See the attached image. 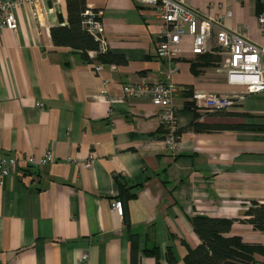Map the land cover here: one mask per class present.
Returning a JSON list of instances; mask_svg holds the SVG:
<instances>
[{"label":"crops","instance_id":"1","mask_svg":"<svg viewBox=\"0 0 264 264\" xmlns=\"http://www.w3.org/2000/svg\"><path fill=\"white\" fill-rule=\"evenodd\" d=\"M182 1L213 15L228 9L226 27L264 43L259 0ZM85 5L99 14L109 54L120 56L98 70L89 62L95 56L51 41L49 28L66 21L65 0H44L36 14L31 2L19 4L16 28L0 30V156L17 161L0 181V264H76L81 252V264H169L166 254L184 264L200 242L193 214L232 219L225 234L260 244L253 258L264 264V226L253 227L246 214L251 202H264V90L243 93L222 112L194 105L193 115L183 103L194 89L242 93V84L226 80L217 52L207 51L212 59L203 64L184 34L179 55L167 61L155 55L160 22L152 6ZM260 61L264 68V54ZM168 64L176 69L174 148L163 141L159 106L122 91L125 83L162 79ZM192 120L241 125L202 130L188 126ZM46 150L54 160L28 161ZM89 153L88 166L77 163ZM115 175L138 184L126 189L133 196H117ZM135 245L156 246V254L131 251Z\"/></svg>","mask_w":264,"mask_h":264},{"label":"built area","instance_id":"2","mask_svg":"<svg viewBox=\"0 0 264 264\" xmlns=\"http://www.w3.org/2000/svg\"><path fill=\"white\" fill-rule=\"evenodd\" d=\"M154 8V16L160 22L156 33L155 55L167 61L177 57L180 52L179 42L184 34L190 35L189 50L192 53H202L213 49L219 55L220 67L224 70L226 80L230 83L243 85L242 93H217L209 90L194 89L190 99L197 107L208 110H224L234 105L243 93L264 90V68L260 56L264 54V43L259 45L241 34L240 28L231 29L223 23V17L230 14L225 9L222 14H209L201 9L192 7L182 0H140ZM260 1V8L256 13V22L264 38V0ZM31 2L33 13L42 9L44 0H0V30L15 29L16 17L14 7ZM39 3V6L35 5ZM80 25L88 31L96 41V48L87 50V56L93 58L97 52L107 50V40L104 35L103 23L96 10L84 6L81 11ZM89 62L94 70L102 66V62ZM175 66L166 68L162 79L152 82H134L122 85L126 95H147L152 103L159 106L158 116L163 124V141L169 148H174L178 134L176 133V117L171 98L175 93V84L171 81V74ZM40 105V102L36 103ZM51 150H46L41 156H30V163L41 164L54 160ZM92 155L77 163L88 166ZM17 164L16 158L9 154L0 156V181L4 175L13 170ZM111 206L117 213H121L119 198L111 200ZM85 252L76 257V264L85 259Z\"/></svg>","mask_w":264,"mask_h":264},{"label":"trees","instance_id":"3","mask_svg":"<svg viewBox=\"0 0 264 264\" xmlns=\"http://www.w3.org/2000/svg\"><path fill=\"white\" fill-rule=\"evenodd\" d=\"M85 6V0H65L66 21L61 24L51 26L49 28V35L51 41L56 45H67L78 49L86 60L87 50L96 48V41L91 34L80 25L81 11ZM202 52L200 54L203 64L208 63L212 59L208 53ZM95 57L102 62H112L118 57L113 54L105 52H97ZM196 62L190 63V68L193 73H196ZM183 107L192 111L195 114V106L192 100L185 101ZM223 110H218L222 112ZM241 124H230L221 122H196L192 120L188 126L194 129L211 130L222 129L226 127H240ZM178 132V131H177ZM118 192L117 196H133L134 192L126 193V189L131 186H137V183L129 185L125 179L115 175ZM116 197V196H115ZM117 198V197H116ZM247 219L255 228H262L264 226V202H251L246 209ZM189 221L193 231L197 234L200 242L192 248H188L183 255L182 260L184 264H256L253 258L255 251H262V246L258 243L247 242L239 235H229L225 232L229 229L232 219L224 217H213L203 214H193L189 217ZM133 233H129L132 237ZM140 249L141 251L156 254L157 247L150 249L140 248L135 245L131 246V251ZM166 259L169 264H175L173 255L166 254Z\"/></svg>","mask_w":264,"mask_h":264},{"label":"water","instance_id":"4","mask_svg":"<svg viewBox=\"0 0 264 264\" xmlns=\"http://www.w3.org/2000/svg\"><path fill=\"white\" fill-rule=\"evenodd\" d=\"M57 18H58V20H61V16L59 13H57Z\"/></svg>","mask_w":264,"mask_h":264}]
</instances>
